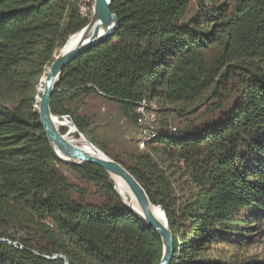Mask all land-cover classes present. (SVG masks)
Listing matches in <instances>:
<instances>
[{
    "label": "trees",
    "instance_id": "1",
    "mask_svg": "<svg viewBox=\"0 0 264 264\" xmlns=\"http://www.w3.org/2000/svg\"><path fill=\"white\" fill-rule=\"evenodd\" d=\"M82 2L0 0V239L15 244L0 242V264L65 263L39 255H63L67 264H159L162 256L159 234L125 207L101 168L66 164L103 202L72 198L83 190L60 172L35 108L54 55L88 23L91 5L83 14ZM109 10L118 27L64 68L51 113H69L93 142L84 114L56 106L59 89L71 101L112 100L133 121L143 98L178 113L209 102L218 118L160 131L156 157L105 153L162 208L169 264H264L236 255L264 239V0H110Z\"/></svg>",
    "mask_w": 264,
    "mask_h": 264
},
{
    "label": "rangeland",
    "instance_id": "2",
    "mask_svg": "<svg viewBox=\"0 0 264 264\" xmlns=\"http://www.w3.org/2000/svg\"><path fill=\"white\" fill-rule=\"evenodd\" d=\"M90 5V0H83L81 12L85 14ZM192 7L193 6L190 7L185 15L183 19L184 21L193 15ZM60 49H57L56 51L58 52ZM213 53L214 50L211 53H208V55L211 56ZM55 56L56 54L54 57ZM56 102V106L58 107L59 105H63L86 116L89 124L88 128L90 136L93 137V142H91L92 146H94L99 152H102L105 155H107L105 151L109 152L112 155H116L118 159L125 161V153L134 149L141 151L137 144V126L130 117L122 112L118 103L94 94L79 97L78 99L71 101L62 89H59L57 92ZM157 104L159 114L162 116L158 127L159 131L162 132L169 131V125L176 127L177 133L184 128L193 127L200 129L218 118V113L212 112L209 109L211 108L209 102L200 105L195 112H191V109L188 108L181 113L175 111L177 106ZM52 115L54 116L56 114L52 113ZM165 120L168 121L166 122ZM64 130L65 133L63 134H66L67 130ZM67 136L77 145L80 144V139L84 138L77 133L69 134ZM155 147L156 145L150 146L151 149ZM157 147H159V145ZM154 156L156 157L157 154H154ZM58 168L75 188L83 190H72L71 194L74 200L82 201L91 205H100L103 202L102 193L98 188L81 180L68 165L61 164ZM24 233L25 232L22 231V229H19L15 235L25 239L26 237ZM261 243L242 250L240 254H236L238 260L246 261L254 259L264 261V239ZM236 252H239V250H234L232 253Z\"/></svg>",
    "mask_w": 264,
    "mask_h": 264
},
{
    "label": "water",
    "instance_id": "3",
    "mask_svg": "<svg viewBox=\"0 0 264 264\" xmlns=\"http://www.w3.org/2000/svg\"><path fill=\"white\" fill-rule=\"evenodd\" d=\"M91 15L88 23L79 31L80 40L77 45L64 53L55 56L50 64L44 81V90L39 98L38 115L44 132L51 144L55 158L63 164H80L82 162L91 163L103 171L109 177L114 174L126 182L131 192L136 197L138 206L141 210V216L135 213L131 208L125 207L133 212L140 221L146 226L156 231L162 241V256L159 264H169L173 253V241L170 229L168 228L165 214L161 207L153 205L147 197L146 192L132 174L118 161L110 158L104 153L98 155H89L82 149L71 144L67 139V134H62L56 124L54 116L50 110V101L54 90V84L60 78L64 68L81 53L100 44L108 36L112 35L118 27V18L110 12V0H90ZM92 33L91 36L90 33ZM56 78V81H54ZM89 144L91 141L81 133ZM56 149L59 151L56 152ZM114 189V187H113ZM115 190V189H114ZM156 208L162 213L164 223H161L155 215ZM0 242L8 244L13 243L7 239H0ZM45 259H62L67 264L66 257L56 255L53 257L39 255Z\"/></svg>",
    "mask_w": 264,
    "mask_h": 264
},
{
    "label": "built area",
    "instance_id": "4",
    "mask_svg": "<svg viewBox=\"0 0 264 264\" xmlns=\"http://www.w3.org/2000/svg\"><path fill=\"white\" fill-rule=\"evenodd\" d=\"M98 95H102V92L96 89ZM73 89L68 90V94H71ZM132 114L134 115V122L137 126L138 130V138L137 144L141 151L148 152L152 157H154V153L150 146L156 145L154 141L159 136V124H160V116L158 104L147 98H143L136 103L132 110ZM54 119L58 127L67 130V135L77 133L81 136V133L78 131L71 115L69 113L65 114H56L54 115ZM166 122L168 120H165ZM169 133L177 132L176 127L169 125ZM13 245H15L13 243ZM19 248H22L19 245Z\"/></svg>",
    "mask_w": 264,
    "mask_h": 264
},
{
    "label": "bare ground",
    "instance_id": "5",
    "mask_svg": "<svg viewBox=\"0 0 264 264\" xmlns=\"http://www.w3.org/2000/svg\"><path fill=\"white\" fill-rule=\"evenodd\" d=\"M93 32L90 33L91 36ZM80 40V33L79 31L70 35L68 37V39L66 40L65 44L63 45V47L61 48L60 52L58 53H64L68 50H71L72 48H74L77 43ZM57 56V55H56ZM48 71V69H47ZM47 71L45 73V75H43V77L40 80V83L37 86V96H36V105L35 108L38 109V103H39V98H40V94L43 92L44 90V81H45V76L47 74ZM56 81V78L55 80ZM66 139L73 144L74 146L82 149L85 153L89 154V155H98L99 152L94 146H92L91 144L88 143V141L84 138L80 139V144H74L75 142H73L72 140H70V138L68 136H66ZM56 152L59 151L56 149ZM110 179L113 182V187L115 189V192L117 193V195L120 197L121 201L128 207L131 208L135 213H137L139 216H141V210L138 206L136 197L134 196V194L131 192L130 188L128 187V185L126 184V182L124 180H122L120 177L114 175V174H110ZM155 215L158 218V220L161 223H164L163 220V215L162 213L156 208L155 210Z\"/></svg>",
    "mask_w": 264,
    "mask_h": 264
},
{
    "label": "crops",
    "instance_id": "6",
    "mask_svg": "<svg viewBox=\"0 0 264 264\" xmlns=\"http://www.w3.org/2000/svg\"><path fill=\"white\" fill-rule=\"evenodd\" d=\"M81 97H83V96H81ZM78 99V98H77Z\"/></svg>",
    "mask_w": 264,
    "mask_h": 264
}]
</instances>
